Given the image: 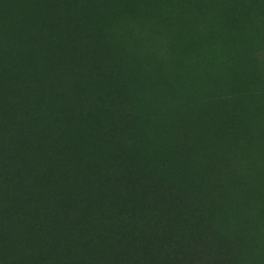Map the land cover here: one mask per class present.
I'll return each mask as SVG.
<instances>
[{
	"label": "rangeland",
	"instance_id": "obj_1",
	"mask_svg": "<svg viewBox=\"0 0 264 264\" xmlns=\"http://www.w3.org/2000/svg\"><path fill=\"white\" fill-rule=\"evenodd\" d=\"M37 61L21 88L42 104L10 76ZM0 148V264H245L264 249V0H0Z\"/></svg>",
	"mask_w": 264,
	"mask_h": 264
},
{
	"label": "trees",
	"instance_id": "obj_2",
	"mask_svg": "<svg viewBox=\"0 0 264 264\" xmlns=\"http://www.w3.org/2000/svg\"><path fill=\"white\" fill-rule=\"evenodd\" d=\"M79 30V26L74 29V31L77 33ZM69 31V30H68ZM66 31V35L65 37L68 38V44H69V40L71 41H74L73 44H77L75 41H78V40H81V35L78 33L76 35V37H71L70 36V32ZM46 55L43 56V58H45ZM73 60L76 61L77 65L76 67L83 73V74H93L96 70V73L98 74L99 72V68H98V63H94L95 60H84V61H81V60H76L74 59L73 57ZM47 63H41L40 61L36 62L35 65H33V68L34 69H27V70H24L22 72L21 75H10L11 76V80H12V89L15 93L19 92L18 94H27L29 95V100H30V103H34V104H42V102H47L48 101V98H45L44 96H34V93L31 92V90L29 89H25V88H21V86L25 85V86H29L31 87L32 84L36 83V77H35V74L34 72L37 71L39 74H46V68H47ZM95 66V67H94ZM93 67H94V70H93ZM35 70V71H33ZM40 86H43V84H40L39 83V87ZM24 97V96H23ZM14 126H18L16 127V131H14L13 134L17 135L19 132H21L22 130H24L26 127V123H23V122H18L16 124H13ZM13 134L9 135L10 137L13 136ZM43 135H40V138L42 137ZM15 137V136H14ZM16 139H12L13 141L16 142V140H18V136L15 137ZM55 138V137H53ZM59 139V136L56 135V140ZM18 144V143H17ZM3 148H0V151L2 150ZM0 154H2V152H0ZM25 157L22 156V159ZM19 161V160H18ZM10 165H13V168L12 170L13 171H16L14 168H18V163L16 161V158L14 160V162H12ZM11 170V171H12ZM130 217H134V216H130ZM134 220V219H133ZM132 220V221H133ZM263 251L262 253L259 252V251ZM239 261L240 262H244L245 261V264H264V249L261 248L259 249L258 251L255 249V248H251V252H249L248 250H246V252H241V256L239 257ZM151 262L153 263V258H151ZM168 264L169 262H167L166 260L162 259L161 261V264Z\"/></svg>",
	"mask_w": 264,
	"mask_h": 264
}]
</instances>
